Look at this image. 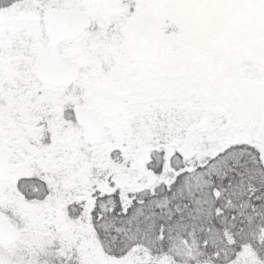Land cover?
<instances>
[{
  "label": "snow or ice",
  "instance_id": "1",
  "mask_svg": "<svg viewBox=\"0 0 264 264\" xmlns=\"http://www.w3.org/2000/svg\"><path fill=\"white\" fill-rule=\"evenodd\" d=\"M0 264H264V0H0Z\"/></svg>",
  "mask_w": 264,
  "mask_h": 264
}]
</instances>
